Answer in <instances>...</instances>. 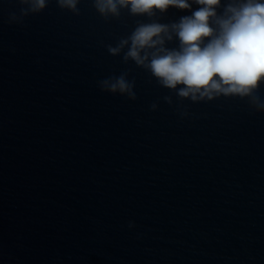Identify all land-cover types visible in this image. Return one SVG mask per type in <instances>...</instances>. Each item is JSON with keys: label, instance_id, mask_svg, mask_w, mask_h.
Returning <instances> with one entry per match:
<instances>
[{"label": "water", "instance_id": "water-1", "mask_svg": "<svg viewBox=\"0 0 264 264\" xmlns=\"http://www.w3.org/2000/svg\"><path fill=\"white\" fill-rule=\"evenodd\" d=\"M0 264H264V179L0 157Z\"/></svg>", "mask_w": 264, "mask_h": 264}, {"label": "clouds", "instance_id": "clouds-1", "mask_svg": "<svg viewBox=\"0 0 264 264\" xmlns=\"http://www.w3.org/2000/svg\"><path fill=\"white\" fill-rule=\"evenodd\" d=\"M20 15L10 14L9 22L43 12L49 0H19ZM80 0H56L61 10L80 14ZM105 20L118 19L121 10L132 16L153 18L170 7L191 10L178 22H138L130 35L116 46L106 45L112 56L123 53V62L133 61L156 78L163 88L192 102L213 101L221 96L247 99L256 112L264 113V99L258 93L264 83V0H92ZM222 8V11H218ZM178 38V48L167 43ZM127 49V51H125ZM129 72L98 81L102 92L135 100V80ZM172 103L171 96L163 98ZM152 110L157 104L151 105ZM182 115H188L183 112Z\"/></svg>", "mask_w": 264, "mask_h": 264}]
</instances>
